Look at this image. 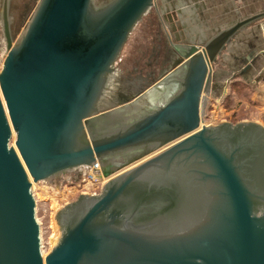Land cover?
Here are the masks:
<instances>
[{"label":"water","instance_id":"water-1","mask_svg":"<svg viewBox=\"0 0 264 264\" xmlns=\"http://www.w3.org/2000/svg\"><path fill=\"white\" fill-rule=\"evenodd\" d=\"M157 1L41 0L15 43L3 0L0 264H264V124L204 123L213 63L253 18L204 44L172 42L169 72L99 108ZM95 161L106 182L59 207L43 254L33 184Z\"/></svg>","mask_w":264,"mask_h":264},{"label":"rangeland","instance_id":"rangeland-1","mask_svg":"<svg viewBox=\"0 0 264 264\" xmlns=\"http://www.w3.org/2000/svg\"><path fill=\"white\" fill-rule=\"evenodd\" d=\"M40 1L9 0L10 25L15 43H19L25 34ZM113 1L93 0V4L96 8H103ZM2 5L3 0H0V71L7 55L2 26ZM172 9L168 0H158L157 7L150 8L134 26L113 64V71L108 75L106 97L104 96L106 99L100 101L99 108L112 107L133 99L170 71L174 53L169 37L174 43L195 41L204 44L231 23V20H207L192 16V12L190 16L183 13V20L179 21L183 26L182 38H177L168 19V13ZM262 44L264 22L260 19L252 20L239 28L220 52L213 63V86L205 106V124H217L224 120L234 123L255 120L264 124V56L258 57V60L263 62L261 68L249 70V75H254L256 79L257 76L262 77L261 81L254 83L246 80L242 69L233 63L242 60L241 57L251 59L256 47ZM231 46H235L236 53L233 56L229 55ZM15 137L16 134L13 135L11 144H14ZM81 179L82 173L76 169L36 184L39 215L44 222L45 253L51 249V244L56 242L59 236L55 227V214L62 205L59 203L73 201L79 196L78 191L81 188L77 190L72 186ZM54 191L59 192L56 193L57 196H53Z\"/></svg>","mask_w":264,"mask_h":264},{"label":"crops","instance_id":"crops-1","mask_svg":"<svg viewBox=\"0 0 264 264\" xmlns=\"http://www.w3.org/2000/svg\"><path fill=\"white\" fill-rule=\"evenodd\" d=\"M208 1L209 3H207ZM168 2L172 4L173 8L171 12L168 13V19L171 30L177 35V38H182L183 26L179 24V21L183 20V13L190 16V12H192V16L196 18L201 17V19L207 18V20H231L230 25L221 29L216 35L224 30L230 29L247 18H253V20L260 19L264 22V19H262L264 17V0H168ZM184 6L185 8H183ZM183 10L184 12H182ZM254 52L255 54L251 59L241 57L242 60L233 62L237 64L236 66L238 68L242 69L243 76L246 80H251V83L257 82L258 80L261 81L262 79L260 76H257L256 79L254 75H249V70L261 68V63L263 65V62L258 60V57L264 56V44H262V46H257ZM235 53V46L229 47V55L233 56Z\"/></svg>","mask_w":264,"mask_h":264},{"label":"built area","instance_id":"built-area-1","mask_svg":"<svg viewBox=\"0 0 264 264\" xmlns=\"http://www.w3.org/2000/svg\"><path fill=\"white\" fill-rule=\"evenodd\" d=\"M76 169H78V171H80V173H82V179L78 183H76V184L74 183V185L72 186L73 188H75L77 190H78V188H81V189H79L78 194L84 193V192H86V193H98L101 190V188L103 187V183H105L107 180V178L103 175L100 163L98 161H95L91 164L81 165L77 168H74L73 170H76ZM41 182H38V184ZM36 189H37V187L34 190V193L36 195V201H37V218H38V220L42 226V241H43L42 249L44 251V248H45L44 222H43L42 216L39 215V205H38L39 199H38L37 193L35 192ZM56 193L57 192L54 191L53 196H57ZM66 202H68V201H66ZM66 202L59 203V205L60 204L63 205ZM62 205H60V206H62ZM49 222H51V220H49ZM50 227L52 228L51 223H50ZM49 244H51V243H49Z\"/></svg>","mask_w":264,"mask_h":264},{"label":"flooded vegetation","instance_id":"flooded-vegetation-1","mask_svg":"<svg viewBox=\"0 0 264 264\" xmlns=\"http://www.w3.org/2000/svg\"><path fill=\"white\" fill-rule=\"evenodd\" d=\"M156 10L158 11L159 9H157L156 8ZM169 41H170V46H171V48H172V50H173V53H174V56H173V59L171 60V64H172V67H171V69L175 66V63H176V61H177V59H178V53L175 51V49H174V47H173V45H172V40L170 39V37H169ZM174 43V42H173ZM170 69V70H171ZM106 88H107V86L105 87V91H104V94H103V96H102V98H101V100L103 99H106V98H104V96L106 95V92H107V90H106ZM109 89V88H108ZM111 92V90L109 91V93ZM106 97V96H105ZM71 170H73V169H71ZM71 170H69V171H71ZM66 172H68V171H65V172H62V173H60L59 175H57V177H59V176H61V175H63V174H65Z\"/></svg>","mask_w":264,"mask_h":264},{"label":"bare ground","instance_id":"bare-ground-1","mask_svg":"<svg viewBox=\"0 0 264 264\" xmlns=\"http://www.w3.org/2000/svg\"><path fill=\"white\" fill-rule=\"evenodd\" d=\"M159 95H160V93H154V94L152 93V94H150V100H156L157 97H158ZM3 101H4V100H3ZM4 103H5V102H4ZM7 113H8V112H7ZM36 184L38 185V183H34L33 186H34V187H37ZM35 197H36V195H35ZM58 210H59V209H58ZM56 214H57V212H56ZM56 214H55V219H56ZM57 230H58V229H57ZM58 231H59V230H58ZM59 235H60V231H59ZM58 238H59V236L57 237V239H58ZM54 243H56V242H54ZM54 243H52L51 245L54 246V245H55ZM53 244H54V245H53ZM52 246H50V248H51ZM46 253H47V252H46ZM46 253H45V250H44V251H43V254H46Z\"/></svg>","mask_w":264,"mask_h":264}]
</instances>
